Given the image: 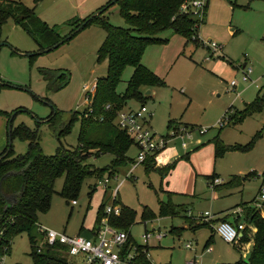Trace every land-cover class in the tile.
Instances as JSON below:
<instances>
[{
    "label": "rangeland",
    "instance_id": "rangeland-1",
    "mask_svg": "<svg viewBox=\"0 0 264 264\" xmlns=\"http://www.w3.org/2000/svg\"><path fill=\"white\" fill-rule=\"evenodd\" d=\"M16 1L34 9L50 28L66 36L74 29L76 21L94 16L113 0ZM202 1L208 5V15L197 33L199 44L166 30L157 36L163 43L147 45L142 64L154 70L164 85L154 88L156 95L146 99L143 106L152 113L150 130L157 136L172 135L177 123L204 128L207 133L200 136L194 132L192 140L180 137L172 140L174 147L166 158L170 165L159 164L151 171L141 165L130 174L132 168L127 164L112 175L107 172L103 179H87L76 198L77 205L60 196L65 178L58 179L50 210L39 215L35 228L13 238L10 253L4 258L6 264H33L30 236L36 237L42 246L39 226L71 237H92L100 223L101 207L112 205L113 193L119 184L117 203L135 214L130 227L133 240L143 244L146 230L167 234L161 244L155 240L150 242L152 264L248 261L252 244L244 245L241 252L234 244L224 242L215 230L219 220L225 217L235 220L237 217L231 214L244 203H251L262 183L258 175L264 172V107L245 118L242 114L247 104L258 95L264 96V0ZM105 18L115 27L129 28L120 17L117 5L105 13ZM105 38L104 30L94 23L58 49L29 59L23 54H38L39 45L13 20L4 26V46L0 50V112L11 117L0 113V156L9 151L11 144L16 156L28 151L27 142L11 139L12 120L13 128L24 124L38 130L41 148L48 157L54 156L61 147L79 146L80 120L65 137H58L59 130L53 131L47 122L56 110L64 113L65 123L75 112L81 118L87 117L85 113L90 104L86 102L84 87H91L108 73V62H97V52ZM203 43H216L223 51L215 52L202 46ZM245 63L254 70L249 83L242 82L241 68ZM63 74L65 78L59 79ZM133 75L134 67L124 70L118 94H124ZM234 80L239 83L237 88L231 87ZM64 84L67 85L64 87ZM148 91L141 89L144 95ZM141 106L139 101L128 100L125 109ZM220 122L224 123L222 127ZM257 135L250 150L227 152L216 158L218 138L226 146L244 147ZM136 155L133 146L128 156L134 159ZM112 160L109 155L90 157L86 164L102 169ZM166 166L171 167L170 170L162 171ZM214 175L223 181L217 190L211 187L210 177ZM234 175L248 178L241 186L231 187L229 183ZM106 179L110 181L107 188L104 187ZM169 202L188 207V212L182 216L161 217V203ZM146 214L151 217H145ZM184 216L212 219L210 226L193 229ZM101 221L105 223L106 218L102 217ZM243 221L241 217L238 223ZM210 237L214 242L206 249Z\"/></svg>",
    "mask_w": 264,
    "mask_h": 264
},
{
    "label": "trees",
    "instance_id": "trees-1",
    "mask_svg": "<svg viewBox=\"0 0 264 264\" xmlns=\"http://www.w3.org/2000/svg\"><path fill=\"white\" fill-rule=\"evenodd\" d=\"M187 1L119 0L113 6L119 7V15L129 28L115 27L109 23L105 18V13L112 7L110 6L102 15L91 20L89 19L93 16L76 21L73 24L74 29L68 35L61 36L42 21L34 9L18 1L0 0V44L3 42L4 26L13 20L17 27L21 28L39 45L40 54L29 57V59H35L45 55L43 52L48 48L61 42H63L62 45L70 42L78 34L70 40L67 37L85 22L88 23L83 30L96 23L106 33V38L97 52V62L101 63L105 60L108 62L107 76L97 81V89L92 103L93 115L87 116V111L85 113L87 117L81 118L80 114L75 112L74 116H71L70 120L65 123L63 122L64 113L56 110L47 122L53 131L59 130L58 137H65L71 133L74 124L80 120L81 133L77 148L61 147L54 156L48 157L44 155L41 148V134L38 130H32L24 124L17 128L12 126L11 139L18 138L29 145L27 153L19 156L15 155L13 145L8 146L9 154L0 159V260L10 253L13 238L25 231H31L38 224L39 215L48 213L55 193V182L58 179L65 178L60 196L66 201L74 202L87 179L94 177L103 179L107 172L112 175L117 168L124 167L134 161L128 156L130 149L135 146L134 141L116 125L117 114L125 109L128 100L139 101L143 106L144 101L150 99L145 97L141 89L159 88L164 85L158 75L142 64L147 45L163 43L157 38L160 33L172 30L173 33L199 44L197 33L200 25L206 22L208 5H205L204 18L200 20L193 14L182 11V6ZM129 66L134 67V75L128 82L124 94L120 95L117 93V87L121 82L124 70ZM45 75L48 79V75ZM64 78V74L59 77V79ZM66 85L64 84V87ZM108 105L112 107L110 111L105 110ZM263 107L264 96H258L252 103L246 105L242 118L262 111ZM0 113L11 117V114ZM101 117L104 118L103 122L99 120ZM186 128L194 129L196 127L186 126ZM258 137L259 135L244 147L226 146L218 138L215 141L216 158H221L227 152H246L252 148ZM106 155L113 158L107 167L101 169L86 164L90 157L98 158ZM144 165L147 171L157 169L154 157H149ZM170 168L166 170H170ZM216 178V175L210 177L212 181ZM247 178L242 179L239 175H234L229 185L239 187L242 185V181ZM121 206L122 216L110 218V223L117 229L130 231L135 214L131 209ZM241 207L244 208L246 229L243 231L239 243L234 246L241 252L246 244H252V248L248 261L241 259L235 264H264V218L261 212L251 207V204H243ZM104 208L105 204L101 207L102 211L98 221H101V218L105 216ZM187 209L188 207L175 206L170 202L161 203L160 215L161 217L182 216L188 212ZM145 217L151 216L146 214ZM183 218L190 223L193 229L208 227L211 223V221H203L202 218L199 220L187 216ZM227 220L228 218L225 217L219 220V223ZM251 231H254L255 234ZM252 234L253 238H251ZM40 235L44 242V235ZM213 242L214 238L210 237L205 248L208 249ZM30 243L32 248L30 256L33 259V264H74L64 247L48 246L44 243L40 246L34 236H30ZM39 249H41L40 252ZM144 260L142 264H150L146 258Z\"/></svg>",
    "mask_w": 264,
    "mask_h": 264
},
{
    "label": "built area",
    "instance_id": "built-area-1",
    "mask_svg": "<svg viewBox=\"0 0 264 264\" xmlns=\"http://www.w3.org/2000/svg\"><path fill=\"white\" fill-rule=\"evenodd\" d=\"M3 1L14 2L16 0ZM205 5L206 4L202 0H188L182 6V11L187 14H193L196 18L202 20L204 18L203 14ZM202 46H205L208 49L211 48L215 52L219 53L223 51V47L216 43H203ZM253 73V68L246 64L242 70V82L249 83L252 81L251 76ZM238 85L239 83L235 80L231 82L232 88H236ZM96 89L97 83L91 87L88 85L84 87L86 102L90 104L87 116L93 115L94 113L92 103ZM111 109L112 107L110 105L105 108L106 111H110ZM151 118L152 113H150L145 106H142L137 110H122L117 114L116 125L120 130L126 132L132 138L134 145L138 150L136 159L130 164L132 168L130 174L133 173L139 166L144 165L149 157L156 158L167 148L170 141L179 137L192 140V134L194 132L203 136L208 131L204 128L192 129L184 126L174 128L172 135L160 137L149 129L148 123ZM99 120L103 122L104 118L101 117ZM223 125L224 123L220 122V126L222 127ZM258 176L262 178V183L258 195L251 203V207L256 211L261 212L264 218V172ZM109 182V179H106L104 181V187L107 188ZM99 183L102 184L101 182ZM222 183L223 181L220 178H216L212 181L211 187L216 188ZM120 186L121 184H119L114 190L112 205H105L104 217L106 218V222L102 223V221H100L98 229L94 232L92 237H71L65 233L48 229L44 226H39L40 234L44 235L43 243L48 246L64 247L74 264H142V261L145 258L148 262H150V242L152 240L161 242L167 234L162 233L160 230H154L152 232L146 230L142 236L143 244H138L133 240L130 231L120 230L111 225L110 218H118L122 216L123 212L121 204L117 203V192ZM73 205H77V202L74 201ZM231 216L237 218H235L232 222H220L215 232L224 242L228 244H237L243 236V231L246 229L245 220L242 223H238V221H241V217L245 218L244 208H238L231 214ZM211 219L212 217L202 218L205 222H209ZM187 248H190V246L187 245ZM40 251L41 249H39V252ZM4 258L0 260V264H6ZM150 264L152 263L150 262ZM189 264L197 263L193 261Z\"/></svg>",
    "mask_w": 264,
    "mask_h": 264
},
{
    "label": "crops",
    "instance_id": "crops-1",
    "mask_svg": "<svg viewBox=\"0 0 264 264\" xmlns=\"http://www.w3.org/2000/svg\"><path fill=\"white\" fill-rule=\"evenodd\" d=\"M208 13V12H207ZM208 15V14H207ZM207 18V17H206ZM246 64H248V63H245L243 66H242V68H241V70H243L244 69V67L246 66ZM144 65V64H143ZM249 65V64H248ZM145 66V65H144ZM147 67V66H146ZM148 69H149V67H147ZM151 70V69H150ZM152 72H154V70L152 71ZM155 73V72H154ZM156 74V73H155ZM242 74V73H241ZM157 75V74H156ZM237 88V87H236ZM148 90H150L151 91V97L150 98H152L153 97V95H156V92H155V90H154V88L153 89H148ZM259 96V95H258ZM257 96V97H258ZM252 103V102H251ZM250 104V103H249ZM130 109H132V108H129V109H124V110H130ZM132 110H137V109H132ZM148 126H149V129L151 128V119L149 120V123H148ZM186 127V126H189V127H195V126H193V125H189V124H181V123H177V127H175V128H179V127ZM174 129V128H173ZM172 129V130H173ZM155 134V133H154ZM173 142L172 141H170L169 142V144L167 145V148L162 152V153H160L156 158H155V161H156V165L158 166L159 164H165V165H170L171 163L169 162L168 163V161H167V155H169L170 154V152L172 151V149H173V147H174V145L172 144ZM135 147V146H134ZM136 148V147H135ZM136 150H137V148H136ZM137 154H138V150H137ZM137 156V155H136ZM136 159V157L133 159V160H135ZM133 162V161H132ZM131 162V163H132ZM130 163V164H131ZM131 166V165H130ZM143 166H145V165H143ZM167 167L168 166H166L165 168H163L162 169V171H164V172H166V169H167ZM167 171H169V170H167ZM216 177L217 178H220L219 176H217L216 175ZM221 179V178H220ZM220 186V185H219ZM218 186V187H219ZM218 187H216L215 189L217 190L218 189ZM255 199V198H254ZM252 203V202H251ZM251 203H244V204H251ZM238 208H242L241 206H239ZM229 216V215H228ZM191 218H194V217H191ZM201 218H204L203 216L202 217H200V219ZM196 219V218H195ZM227 221H234V220H232V219H229V217H228V220ZM162 242V241H161ZM161 242H157V243H159V244H161ZM151 248V247H150ZM189 263H191V262H189ZM188 263V264H189Z\"/></svg>",
    "mask_w": 264,
    "mask_h": 264
},
{
    "label": "water",
    "instance_id": "water-1",
    "mask_svg": "<svg viewBox=\"0 0 264 264\" xmlns=\"http://www.w3.org/2000/svg\"><path fill=\"white\" fill-rule=\"evenodd\" d=\"M119 0H113L108 6H106L105 8H103L102 10H100L99 12H97L92 18H90L89 20L93 19L94 17L96 16H100L102 15L106 10L107 8H109L110 6H113L114 4H116ZM88 22H85L81 27H79L72 35L68 36L67 39L70 40L73 38L74 35L76 34H79L83 28L87 25ZM63 42L45 50L43 53L44 54H47V53H50L51 51L55 50V49H58L60 46H62ZM4 46L3 43L0 44V50L1 48ZM40 54V53H38ZM32 55H36V54H23V56H27V57H31ZM145 97L146 98H150L151 97V91L149 90L148 92H146L145 94ZM12 122L13 120L10 122V126H9V132H10V135H11V131H12ZM12 145V144H11ZM11 145H9L11 147ZM9 154V151L7 153H5V155H3L0 159H3L5 157H7V155Z\"/></svg>",
    "mask_w": 264,
    "mask_h": 264
}]
</instances>
